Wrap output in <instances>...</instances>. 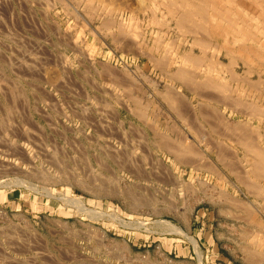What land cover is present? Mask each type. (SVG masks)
Here are the masks:
<instances>
[{
	"label": "rangeland",
	"instance_id": "1",
	"mask_svg": "<svg viewBox=\"0 0 264 264\" xmlns=\"http://www.w3.org/2000/svg\"><path fill=\"white\" fill-rule=\"evenodd\" d=\"M59 1L0 0V264H209L198 213L209 223L216 205L224 215L233 210L224 198L232 191L224 162L205 143H227L204 123L198 137L179 129L182 145L203 156L182 160L155 137H181L171 133L176 119L163 94L179 84L171 75L188 63L181 54L190 47L158 39V29L192 38L175 25L184 7L180 0H169L177 9L168 0H117L123 3L114 7ZM199 62L213 63L210 56ZM188 73L197 81L209 76ZM190 89L179 91L193 112L203 103L215 111L209 92L195 96ZM228 154L246 165L243 153ZM207 161L218 181L201 167ZM63 196L107 215L66 204ZM161 220L194 238L197 249L161 228Z\"/></svg>",
	"mask_w": 264,
	"mask_h": 264
},
{
	"label": "crops",
	"instance_id": "2",
	"mask_svg": "<svg viewBox=\"0 0 264 264\" xmlns=\"http://www.w3.org/2000/svg\"><path fill=\"white\" fill-rule=\"evenodd\" d=\"M195 3H197V0L194 1V4ZM223 3H224V6H223ZM221 5L223 6V7L221 6L222 11L227 12L229 10V11H231L230 14H233L232 16H235L236 13L241 12L240 13L241 14V22H239L240 23L239 26L244 25V27H246L245 24H248L249 28L248 27H246V28H248L249 31L248 32L244 31L243 28L241 30H239V28H237V27H236L237 28L236 29L235 27H232L227 20H225V19L222 20L221 18H216L213 15V17L209 19L207 24L215 25V27L218 26V28L216 27L218 29V31H216L217 29L214 30V32L215 31L216 32L212 33L211 36L206 37L207 35H204L206 33H203V35L201 33L200 36H198L200 33L194 34V36L192 38H190L187 35L183 36L180 33H178L175 36H172V35L167 36L169 29H166L163 26L161 30H159L160 28L158 29V31H161V32H159L160 34H159L158 39L175 41L174 45L178 46L179 48H181L183 46L184 47L189 46L190 48L186 47L187 51L185 50L186 52H182L181 55L190 57L193 54V55H195V58H194L195 60L200 59L202 56H210L213 63L204 64V63L198 62V64L195 63L196 65L193 63H186V65H183V67L182 66H181V68L179 67L177 69V71L178 70L181 71V69L183 71V68H184V70H185L184 72H186V74H187V70H188V72L189 71H195V72L207 71V72H209L208 78L205 79L204 81H197L195 78H193L194 82L192 84L190 83V86L191 87L193 86L192 91H190V92H192L195 96H202V95L207 94V92H209V96L211 98L209 97V99H206V101H208L211 104L212 103L217 104V108H215V116L216 115L217 116L216 117L211 116L212 121L214 123H217V121H215L214 118H216V120H217V118H219L218 116L223 114L221 117H222V120H224L225 122L221 121V117L219 120V122H221V124L218 123L215 125L212 122L213 125L216 126L215 127L216 132H215V131H213L215 129H214V126H212V123L210 124L211 126H209V123L211 120L209 121L208 119H210L211 117H209V118L207 117L208 118L207 119L208 123H207L206 121H204V118H203L202 113H201L202 112L201 110L205 109V107L208 105V103H203L205 107L203 105L202 106L204 108L202 106H199L198 111L193 112L191 110V108H189V106L191 104H187L186 102H184L185 101L184 97H186V96L183 95L181 93V91H179V88H181V87L190 88V86L187 85L186 81L184 82V80H181L180 76H178V78H177V75H175L177 73V71H175V73L171 75V79L173 81H177L179 84L174 83V84L166 85V87L164 89L163 98L166 100V102L167 101L169 102L168 106L170 108V112L172 113V116L174 117V119H176L177 126H174L172 123L173 127H171L172 130H173V128H175L172 131L174 135L182 136L178 132L180 131L179 129H184L188 133L187 134L188 136H190V135H192L194 137L201 136L202 135L201 123H204L209 129V135L210 136H217L218 138L222 136L221 138L225 140L226 136L223 137V135L226 134L228 136L229 134H231V136L229 135L225 141H226L227 145H229V146L232 145L233 147H229L225 143H222V145L221 144H218V145H221L223 152H224V150L225 151L227 150V151H231V152L233 151V152L243 153L242 157L244 158V161L246 162V165L241 166L238 163V160L235 159V160H233L234 162H232V161L231 162L234 164H235V162H237V163L235 165L234 164L230 165L232 163L230 162L229 159H227L225 161V163H227L229 161L230 164H228L229 162L227 164L230 167L227 164L223 163L224 168H226L225 169L226 172L229 174V180L226 181V183L228 185H232L231 186V190H232L231 194L230 195L228 194L229 196L228 197L225 196L224 198L231 201V203H230L231 206L227 205V207L232 208V210H233L232 213H230V215H229V213H227V215H224L222 213H218V205H216V208H217L216 213L214 214L212 211L209 213V223H207L205 221L207 218L206 216H208L207 213H205V212H199L198 213V221H199V226H200L199 230L197 231L198 235H199L198 239L200 241V246L203 245V242H202L203 240L205 241V244H207L209 246V249H210L209 250V255H210L209 264H264V233H263L264 232V211H262V209L264 210V176L255 177L254 175H252V173H250L251 172V170H250L251 164L250 163L254 159L253 155L251 156L249 154L250 152L248 153L247 152L248 150L246 151L247 146H244L243 145L244 143L242 144L243 146H240L241 143L239 144V141H236V143L238 142L237 144H239V145H237L234 142L236 139L233 141L234 137L237 138V136L240 135V134H237V132L243 133V131L244 132L246 131L245 132L246 135L244 134L245 136H244L243 140H241V138L243 137L242 134L240 135L242 137L238 136L237 140L240 139L241 142L245 141V144H246L247 141L245 140V137L246 136L250 137V138H252L251 141H254L253 144L255 145V147L256 146L258 147L256 151L261 150L264 152V149L261 147L260 139H259L260 135L264 131V114L262 115V113H264V0H222ZM250 16H252V17L250 18ZM244 20H246V22H243ZM184 30H185V32L188 31L187 28H185ZM251 34L252 35L254 34V35L252 36ZM186 38H189L190 40L186 39ZM200 41L203 42V45ZM206 42H208L207 43L208 46H207ZM199 43H201V44H199ZM204 43L206 44V47L204 46ZM196 48L199 49V54H194V50H196ZM250 48L252 51L250 50ZM196 55H198L199 58ZM247 70H248V72H247ZM232 78H234V80ZM241 78L243 80H241ZM257 80H259V81H257ZM205 81H207L208 84ZM195 82L197 84L194 87ZM222 82H225L227 85H225V83L223 84ZM248 83L250 84V86ZM209 84H211V85L214 84V86L217 84V85H219V88L217 85L215 87L213 86L214 90L212 89L213 87L211 85L209 86L210 89H209V87L206 89L200 88V86L206 87ZM220 86H222L224 88H221ZM234 87H236V88H234ZM193 88H196V89L194 90ZM215 88H217V89H215ZM197 89L199 90L198 91L199 93L202 90L200 94L197 92ZM171 91L174 95L171 93ZM211 91H212V94L210 93ZM216 93H218L219 95ZM178 94L180 95V97ZM213 94H216V95H213ZM220 94H221V96H220ZM175 95L176 96L178 95L177 96L178 98L183 99V101L181 100L184 104V105H181V107L183 109V110L181 109L182 113L180 111L176 112V110L174 109L175 106L173 107L172 104L170 103L169 99H171L172 97H176ZM169 97H171V98H169ZM220 98H222L224 104ZM230 99H231V101H230ZM179 101H180V99H179ZM241 101H242V103H241ZM242 104L244 107L242 106ZM229 105H231V107ZM247 105L250 108L249 107H247L248 109L245 108V106H247ZM253 105H254V107H252ZM236 106L238 107V109ZM184 107H186V108H184ZM200 107H201V109H200ZM241 107H243V108H241ZM207 108H208V106L206 107V109ZM252 108H253V110H252ZM206 109H205V111L204 110L203 111L207 112V113L209 111H211L210 109L209 110L207 109L208 111ZM245 109H246V111H245ZM250 109H251V111H250ZM254 109L256 112H253ZM258 109H259V111H258ZM260 109H261L262 113H261ZM185 112H188V113H185ZM211 112L214 113L213 111H211ZM191 113H193V114H191ZM181 114H183L182 116L185 115L186 118L185 119H184V117L181 118V116H180ZM141 117H144V116H141ZM186 119H188V121H186ZM145 121H146V119H145ZM186 122L189 124H187ZM197 124H198V126H196ZM231 124H232V126H231ZM143 125H145V124H143ZM218 125H224V126L219 127ZM225 125L227 126L226 128H224ZM231 128H233V131L231 130ZM234 128H237L240 131H237V129H234ZM221 129H224V131L226 130L227 132H229V134L224 132ZM217 130L219 132L221 131L220 133H222V132H224V133L220 134L219 132H217ZM234 130H236L237 132H235ZM247 137H246V139L250 140V138H247ZM179 140H181V138ZM206 143H205V145H206ZM208 143L206 145L207 150L208 151L214 150V152H216V150H217L216 145L217 144L216 143L211 144L210 142H208ZM210 145H211V149H209ZM223 145H225V148ZM221 148H218V150ZM261 151H259V152H261ZM226 153H228V152H226ZM204 163H206V162H204ZM238 164H239V166L236 167ZM225 165H227V166H225ZM206 166H207V168H206ZM206 166L204 167V164H203L202 168L203 169L206 168L208 170L210 168L208 173L211 175V177L215 178L216 181H218L219 176L217 175V173L214 172L215 171V170H213L214 167H212L211 165H208V162H207ZM208 166H211V167H208ZM245 169H247L246 172H245ZM237 172H239V173H237ZM260 173H262V172H260ZM260 175H262V174H260ZM239 178H241V179H239ZM242 178H243V180H242ZM237 179L240 180V182H238ZM241 181H242V183H241ZM252 182H253V184H252ZM250 184H252L253 186L251 185V187H250ZM246 187H248V189ZM257 189H258V191H257ZM238 193H241L242 197L239 196ZM258 195L260 198L258 197ZM242 198H244L248 202V204L247 203L244 204L241 200ZM233 204H235L236 206ZM238 204H240V205H238ZM242 205H243V207H242ZM237 206H240V207L238 208ZM248 206L250 207V209H249L250 212L246 211L247 208H249ZM243 219H245V220H243ZM202 238H203V240H202ZM254 251H256V252H254Z\"/></svg>",
	"mask_w": 264,
	"mask_h": 264
},
{
	"label": "bare ground",
	"instance_id": "3",
	"mask_svg": "<svg viewBox=\"0 0 264 264\" xmlns=\"http://www.w3.org/2000/svg\"><path fill=\"white\" fill-rule=\"evenodd\" d=\"M61 1L63 2V0H60L59 2L61 3ZM96 1H98L99 2V4L100 3H102V5L104 4V7L105 6H112V7H114L115 6V4L117 3V0H96ZM119 1H121V0H119ZM119 1H118V3L117 4H119ZM138 1H140V0H138ZM143 1V0H142ZM147 1V0H146ZM173 1V0H172ZM149 2V1H148ZM165 2V1H164ZM168 2H170L169 0H168ZM193 2V1H192ZM64 3V2H63ZM123 3V2H122ZM122 3H120V4H122ZM141 3V2H140ZM142 3H144V2H142ZM172 3H174V2H172ZM171 2L169 3V5L172 7L173 6V4H172ZM176 3V2H175ZM180 4H181V8H183L182 9V12L181 13H179L178 14V18H177V21H176V26H178V28H180V29H185V28H187L188 29V31L187 32H190V33H192L193 35L194 34H198V33H200V35H201V33H202V35H203V33H206V34H204V35H207L206 37H208V36H211V34L212 33H215L216 31H218V26H216L215 27V25H209V24H207L208 23V21H209V19L210 18H212L213 17V15H214V17H216V18H221L222 20L223 19H225V20H227L229 23H230V25L232 26V27H237V28H239V30H241L242 28H243V30L244 31H249V26H248V24H245V26L246 27H248V28H246V27H244V25H241V26H239V22H241V12L239 13H236L235 14V16H232L233 14H230V12L231 11H227V12H223L222 11V7L224 6V3H223V6L221 5V3H222V0H197V3H195V4H192V3H190V1L189 0H180V2H179ZM119 4V5H120ZM168 4V3H167ZM172 4V5H171ZM64 5V4H63ZM142 4H140V6H141ZM168 5V6H169ZM177 6H178V4H176ZM227 5V4H226ZM169 6V7H170ZM187 6H189V7H191V8H189V9H191V11H189V9H187L186 7ZM222 6V7H221ZM258 6V5H257ZM126 7V6H125ZM142 7V6H141ZM174 7V6H173ZM179 7V8H180ZM174 8H176L177 9V7L175 6ZM178 8V9H179ZM225 8V7H224ZM229 9V8H228ZM172 10V9H171ZM226 10V9H225ZM174 12L176 13V11L174 10ZM174 12H171L172 14L174 13ZM213 12V13H212ZM233 12V11H232ZM236 12V11H235ZM152 13V12H151ZM154 14H155V12H153ZM254 15V14H253ZM107 16H109V15H107ZM151 16H153V15H151ZM197 17H198V19H197ZM252 16H250V18H251ZM153 18V17H152ZM151 19V18H150ZM154 20V19H153ZM151 22H152V20H151ZM243 22H246V20H244ZM120 24V23H119ZM157 24V23H156ZM203 24V25H202ZM117 25V24H116ZM123 25V24H122ZM138 25V24H137ZM175 26V27H176ZM103 27V26H102ZM104 28V27H103ZM136 28H137V26H136ZM236 28V29H237ZM139 29V28H138ZM217 29V30H216ZM214 30H216L215 32H214ZM252 35V34H251ZM254 35V34H253ZM252 35V36H253ZM123 36H124V34H123ZM199 36V35H198ZM122 37V36H121ZM255 37V36H254ZM122 40V39H121ZM115 41V40H114ZM201 42V41H200ZM205 42V41H204ZM135 43V42H134ZM171 43V42H170ZM169 43V44H170ZM202 43V45H203V42H201ZM201 43H199V44H201ZM208 42H206V44H207ZM206 44L204 43V46L206 47ZM135 45V44H134ZM201 45V46H202ZM207 46H208V44H207ZM151 49V48H150ZM206 49V48H205ZM209 49V48H208ZM250 50H251V48H250ZM249 51V50H248ZM252 51V50H251ZM250 52V51H249ZM147 55V54H146ZM153 58V57H152ZM150 59V58H149ZM154 59V58H153ZM163 59H166V58H163ZM160 60H162L161 58H160ZM182 60H184V61H187L188 63H190V62H192L193 64H198V62L200 61V59H196V61H195V59L194 58H190V57H188V56H183V59ZM210 60V59H209ZM235 60V59H234ZM151 61H152V59H151ZM155 61H157V60H155L154 59V62ZM162 61H164V63H165V61L166 60H162ZM195 61V62H194ZM158 62L159 63H161V61H159L158 60ZM158 62H156V64L158 63ZM153 63V62H152ZM159 63H158V67L160 66L159 65ZM155 64V63H154ZM155 64V65H156ZM162 64H163V62H162ZM195 64V65H196ZM210 66V65H209ZM220 66V65H219ZM223 66V65H222ZM160 67H163V65H161ZM221 67V66H220ZM105 68V67H104ZM156 68V67H155ZM181 68V67H180ZM211 68V67H210ZM223 68V67H222ZM229 69V68H228ZM241 69V68H240ZM162 70V69H161ZM160 70V71H161ZM233 70V69H232ZM106 71H109L110 72V70L109 69H107ZM106 71H104V73H107ZM177 71V70H176ZM185 70H184V68H183V71H182V69H181V71L180 70H178L177 71V73L175 74V75H177V78H178V76H180V79L181 80H184V82L186 81L187 82V85H189L190 86V83L192 84L194 81H193V76L192 75H189L190 73H188V70H187V74H186V72H184ZM108 72V73H109ZM164 72V71H163ZM190 72V71H189ZM193 72V71H192ZM247 72H248V70H247ZM246 72V73H247ZM111 73V72H110ZM175 72H173V74H174ZM244 73V72H243ZM192 74V73H191ZM222 74V73H221ZM248 74V73H247ZM174 75V76H175ZM238 76V75H237ZM118 77V76H117ZM215 77V76H214ZM116 78V77H115ZM119 78V77H118ZM208 78V77H207ZM229 78V77H228ZM231 78V77H230ZM235 78V77H234ZM234 78H232L233 80H234ZM113 79V78H112ZM121 79H122V77H121ZM211 79V78H210ZM116 80V79H115ZM195 80V79H194ZM241 80H243L242 78H241ZM124 81V80H123ZM204 81V80H203ZM246 81V80H245ZM257 81H259V80H257ZM256 81V82H257ZM118 82V81H117ZM205 82H207V81H205ZM210 82V81H209ZM263 82V81H262ZM119 83H122V82H119ZM189 83V84H188ZM250 83V82H249ZM248 83V84H249ZM258 83V82H257ZM132 84V83H131ZM186 84V83H185ZM197 83L195 82V84H194V87H195V85H196ZM207 84H208V82H207ZM259 84V83H258ZM257 84V85H258ZM119 85V84H118ZM122 85V84H121ZM211 84H209V85H207L206 87H201L200 86V88L202 89V88H204V89H206V88H208L209 86H210ZM217 85V84H216ZM215 85V86H216ZM222 85V84H221ZM125 86V85H124ZM212 87L214 86V84L213 85H211ZM214 86V87H215ZM218 86V88H219V85H217ZM249 86H250V84H249ZM252 86V85H251ZM254 86V85H253ZM127 87V86H126ZM126 87H124V88H126ZM193 87V86H192ZM211 87V88H212ZM214 87L212 88L213 90H214ZM221 88H224V87H222V86H220ZM237 87V86H236ZM236 87H234V88H236ZM255 87V86H254ZM129 88V87H128ZM134 88V87H133ZM190 88H191V86H190ZM199 88V89H200ZM259 88V87H258ZM189 89V88H188ZM194 90L196 89V88H193ZM209 89H210V87H209ZM211 89V90H212ZM215 89H217V88H215ZM256 89V88H255ZM190 90H192V89H190ZM212 90V91H213ZM219 90V89H218ZM173 91V90H172ZM172 91H171V93H172ZM199 90L197 89V92H198ZM202 91V90H201ZM201 91H200V93H201ZM212 91L210 92L211 94H212ZM220 91V90H219ZM223 91V90H222ZM205 92V91H204ZM217 92V91H216ZM175 93V92H174ZM199 93V92H198ZM199 93V94H200ZM224 93V92H223ZM173 94V93H172ZM216 94H218V93H216ZM216 94H213V95H216ZM174 95V94H173ZM179 95V94H178ZM177 95V96H178ZM219 95V94H218ZM217 95V96H218ZM226 95V94H225ZM176 96V95H175ZM176 96V97H177ZM220 96H221V94H220ZM219 96V97H220ZM224 96V95H223ZM172 97V96H171ZM171 97H169V98H171ZM176 97H172L171 99H169L170 100V103L172 104V106L174 107V109L176 110V112H181L183 109H182V107H181V105H184L183 104V99H181V98H176ZM179 97H180V95H179ZM218 97V98H219ZM207 98V97H206ZM205 98V99H206ZM214 98V97H213ZM130 99V98H129ZM179 99H180V101H179ZM217 99V98H216ZM221 100H222V98H220ZM225 99V98H224ZM232 99V98H231ZM231 99H230V101H231ZM135 100V99H134ZM139 100V99H138ZM220 100V101H221ZM229 100V99H228ZM218 101V100H217ZM226 101V100H225ZM234 101V100H233ZM232 101V102H233ZM236 101V100H235ZM136 103L138 102V103H140L139 101H137V99H136V101H135ZM184 102H186V101H184ZM219 102V101H218ZM222 102H223V100H222ZM231 102V103H232ZM240 102V101H239ZM167 103L169 104V102L167 101ZM187 103V102H186ZM185 103V104H186ZM226 103V102H225ZM229 103V102H228ZM235 103V102H234ZM233 103V104H234ZM241 103H242V101H241ZM223 104H224V102H223ZM253 104V103H252ZM148 105V104H147ZM227 105V104H226ZM241 105V104H240ZM239 105V106H240ZM251 105V104H250ZM204 106V105H203ZM202 106V107H203ZM228 106V105H227ZM230 107H231V105H229ZM242 106H243V104H242ZM142 107V106H141ZM205 107V106H204ZM203 107V108H204ZM207 107V106H206ZM206 107H205V109H206ZM237 107V106H236ZM244 107V106H243ZM243 107H241V108H243ZM247 107H249L248 105L247 106H245V108H247ZM252 107H254V105L252 106ZM148 108V107H147ZM184 108H186V107H184ZM188 108V107H187ZM189 108H190V106H189ZM213 108V107H212ZM235 108V107H234ZM250 108V107H249ZM182 109V110H181ZM200 109H201V107H200ZM205 109H202L201 111V113H202V116H203V118H204V121H206L207 123H208V120L210 121V123H209V126H211L210 124L213 122L212 121V117L214 116V117H216L215 116V111H213L214 113H212L211 111H209L208 113L207 112H204L205 111ZM208 110H209V108H207ZM206 109V110H207ZM236 109V108H235ZM237 109H238V107H237ZM248 109V108H247ZM133 110H134V108H133ZM136 110H137V115H139V116H144L145 115V109H143V108H136ZM185 110V109H184ZM187 110V109H186ZM204 110V111H203ZM207 110V111H208ZM242 110V109H241ZM244 110V109H243ZM252 110H253V108H252ZM263 110V109H262ZM240 111V110H239ZM245 111H246V109H245ZM250 111H251V109H250ZM249 111V112H250ZM258 111H259V109H258ZM260 111H261V109H260ZM136 112V111H135ZM134 112V113H135ZM184 112V111H183ZM241 112V111H240ZM253 112H256L255 111V109H254V111ZM252 112V113H253ZM182 113V112H181ZM185 113H188V112H185ZM218 113V112H217ZM261 113H262V111H261ZM179 114V113H178ZM177 114V115H178ZM191 114H193V113H191ZM190 114V115H191ZM200 114V113H199ZM219 114V113H218ZM248 114V113H247ZM264 113H262V115H263ZM183 114H181L180 116H181V118L182 117H184V119L186 118L185 117V115L184 116H182ZM220 115V114H219ZM223 115V114H222ZM222 115H220V116H218L219 118H217V120H216V118H214L215 119V121H217V123H214L215 125L216 124H221V122H219V120H220V117L222 116ZM200 116V115H199ZM212 116V117H211ZM209 117H211L210 119H208ZM208 119V120H207ZM192 120V119H191ZM183 121V120H182ZM186 121H188V119H186ZM221 121H224V120H222V117H221ZM225 122V121H224ZM187 123V122H186ZM196 123V122H195ZM194 123V124H195ZM213 123H212V126H214L213 125ZM237 123V122H236ZM240 123V122H239ZM187 124H189V123H187ZM199 124V123H198ZM198 124L196 125V126H198ZM208 125V124H207ZM239 125V124H238ZM219 127H221V126H224V125H218ZM217 126V127H218ZM231 126H232V124H231ZM216 126H214V129L215 130H213V131H215L216 132V128H215ZM218 127V128H219ZM227 126L225 125V127L224 128H226ZM211 128V127H210ZM217 128V129H218ZM223 128V127H222ZM238 128V127H237ZM237 128H234V129H237ZM240 128V127H239ZM175 128H173V130H174ZM228 129V128H227ZM196 130V129H195ZM221 130H223L224 131V129H221ZM231 130L233 131V128H231ZM235 132H237V131H240V130H238L237 129V131L236 130H234ZM248 131V130H247ZM170 132V131H169ZM195 132V131H194ZM217 132H219L218 130H217ZM221 132V131H220ZM219 132V133H220ZM224 132H226V133H228L229 134V132H227L226 130L224 131ZM224 132H222V133H220V134H223ZM246 132V131H245ZM245 132L243 131V133H238L237 132V134H242L243 135V137L242 136H240V135H238L239 137H242L241 138V140H243V138H244V136L246 135L245 134ZM250 132V131H249ZM171 133H172V131H171ZM202 133V132H201ZM218 133V134H219ZM215 134V133H214ZM219 134V135H220ZM236 134V133H235ZM236 134V135H237ZM245 134V135H244ZM164 134H156L155 135V137H156V139H157V143H158V147L161 145L162 146V148L164 149V150H166L165 149V147L169 150L168 152H170V153H174L175 155H177V156H180L179 158H182V160H183V158H186V156L187 155H190L191 156V158H193L192 157V155L194 154V157H199L200 155H198L197 154V152H196V149H194L193 147H192V145L190 144H186V145H182V143H183V139H182V136L180 137L181 138V140H178V142H175V141H168L167 139L165 140V138H164V136H163ZM230 136H231V134H229ZM228 135V136H229ZM179 136V135H178ZM221 136V135H220ZM226 136V138L228 137L226 134H224L223 135V137H225ZM238 136H237V138L236 137H234L233 138V141L236 143V141H239V144H240V146H247V148H246V151L252 156L253 155V157H254V159L252 160V162L250 163L251 164V172L250 173H252V175H254L255 177H258V176H264V152L263 151H261V150H258V151H256L257 150V146L255 147V145L253 144V142L254 141H251V139L252 138H250V137H247V138H250V140L249 139H246V137H245V140L247 141V143L245 144V141H242L241 142V140L239 139V140H237L238 139ZM262 136V135H261ZM222 137V136H221ZM178 138V137H177ZM179 138V139H180ZM207 138V137H206ZM226 138H225V140H226ZM231 138V137H230ZM232 139V138H231ZM170 140V139H169ZM254 140V139H253ZM155 141V140H154ZM206 141V140H205ZM207 142V141H206ZM211 142H213V141H211ZM208 143V142H207ZM207 143H206V145H207ZM238 143V142H237ZM236 143V144H237ZM244 143V144H243ZM209 144V143H208ZM239 144H237V145H239ZM243 144V145H242ZM214 145V144H213ZM216 145V144H215ZM222 145V144H221ZM221 145H216V152H215V154H216V156H217V158L220 160V161H223L224 163H225V161L227 160V159H229L230 160V162L232 161V162H234L233 160H235V159H233L234 158V155L232 154L231 156H229L230 154H228V153H226V152H228L227 150L225 151L224 150V152L222 151V148H221ZM227 145V144H226ZM224 146V148H225V145H223ZM209 148V147H208ZM218 148H221V149H219L218 150ZM209 149H211V145H210V148ZM228 149V148H227ZM230 150V149H229ZM259 151H261V152H259ZM213 152H214V150H213ZM230 152V151H229ZM233 152V151H232ZM231 152V153H232ZM167 153V152H166ZM184 155H186V156H184ZM198 155V156H197ZM201 157V156H200ZM200 157L198 158V159H200ZM203 157V156H202ZM201 157V158H202ZM116 158V157H115ZM178 157H177V159H179ZM236 158V157H235ZM186 159H188V158H186ZM198 159H197V161H198ZM182 160H180V161H182ZM185 160V159H184ZM203 160V159H202ZM218 160V161H219ZM237 160V159H236ZM189 161V160H188ZM192 161H194V162H196L195 160H193L192 159ZM112 162V161H111ZM116 162V161H115ZM178 162V161H177ZM184 162V161H183ZM182 162V163H183ZM208 162V161H207ZM222 162V163H223ZM229 162V161H228ZM230 162L228 163V164H230ZM231 162V163H232ZM238 162H240V161H238ZM200 163V162H199ZM204 163V162H203ZM237 162H235V164H236ZM225 164H227V163H225ZM227 164V165H228ZM234 163H232V164H230V165H233ZM234 164V165H235ZM116 165V164H115ZM123 165V164H122ZM193 165V164H192ZM201 165V164H200ZM208 165H209V163H208ZM227 165H225V166H227ZM224 166V165H223ZM222 166V167H223ZM229 166V165H228ZM239 166V164L236 166V167H238ZM119 167H121V166H119ZM195 167V166H194ZM202 167V166H201ZM204 167H205V163H204ZM208 167H211V166H208ZM230 167V166H229ZM117 168H118V166H117ZM206 168H207V166H206ZM130 169V168H129ZM128 169V171H131V170H129ZM224 169V168H223ZM234 169V168H233ZM237 169V168H236ZM243 169V168H242ZM124 170H127V169H124ZM209 170H210V168H209ZM212 170V169H211ZM213 170H215V168H213ZM235 170V169H234ZM233 171V170H232ZM237 171V170H236ZM239 171V170H238ZM133 172V171H132ZM131 172V173H132ZM260 172H262V173H260ZM129 173V172H128ZM137 173V172H136ZM135 173V174H136ZM213 173V172H212ZM219 173V172H218ZM237 173H239V172H237ZM244 173V172H243ZM134 174V175H135ZM139 174H140V171H139ZM233 174V173H232ZM241 174V173H240ZM260 174H262V175H260ZM141 175V174H140ZM234 175V174H233ZM236 175V174H235ZM240 176V175H239ZM242 176V175H241ZM136 177V176H135ZM238 177V176H237ZM245 178V177H244ZM139 179H140V177H139ZM142 179V178H141ZM239 179H241V178H239ZM238 180V179H237ZM242 180H243V178H242ZM27 182V181H26ZM238 182H240V180H238ZM247 182V181H246ZM10 183V182H9ZM164 183V182H163ZM241 183H242V181H241ZM19 184V183H18ZM252 184H253V182H252ZM252 184H250V187H251V185ZM21 185V184H20ZM248 185V184H247ZM253 186V185H252ZM257 186V185H256ZM255 186V187H256ZM28 188V187H27ZM30 188V187H29ZM236 188V187H235ZM247 189H248V187H246ZM258 188V187H257ZM250 190V189H249ZM255 191V190H254ZM257 191H258V189H257ZM116 193V192H115ZM259 193V192H258ZM257 193V194H258ZM249 194V193H248ZM126 197V196H125ZM258 197H259V195H258ZM63 200H65L66 201V204L67 203H69V204H72V205H76L78 208H80L81 210H83V211H85V212H87V213H90V214H93V215H95V216H97V217H101V216H104V215H107V214H105V213H103V212H101V211H95V210H90V209H88V208H86L85 207V204L82 202V200L81 199H79V198H73V197H70V196H63V197H61ZM209 198V197H208ZM260 198V197H259ZM132 200V199H131ZM232 200V199H231ZM234 203V202H233ZM233 205H235V204H233ZM238 205H240V204H238ZM231 206V205H230ZM236 206V205H235ZM234 206V207H235ZM238 208L240 207V206H237ZM242 207H243V205H242ZM249 207V206H248ZM237 209V208H236ZM249 209H250V207L249 208H247V210L246 211H248V212H250L249 211ZM244 210V209H243ZM242 210V211H243ZM245 211V210H244ZM262 211H264L263 209H262ZM84 212V213H85ZM228 212V211H227ZM92 215V216H93ZM113 216V215H112ZM249 216V215H248ZM237 218V217H236ZM244 218V217H243ZM246 218V217H245ZM114 220V219H113ZM118 220V219H117ZM243 220H245V219H243ZM248 220V219H247ZM121 221V220H120ZM119 222V221H118ZM124 223V222H123ZM139 224H143V223H139ZM158 225L161 227V228H164L165 230H168V231H171V232H175V233H178V234H181V235H184L185 237H187L191 242H192V244L194 245V247L197 249V242H196V240L194 239V238H192V237H190V236H188V235H186L181 229H179L177 226H175V224H173V223H170L169 221H167V220H161V221H159L158 222ZM143 226V225H142ZM263 227V226H262ZM243 228V227H242ZM251 229V228H250ZM262 231V230H261ZM264 233V232H263ZM251 252V251H250ZM254 252H256V251H254Z\"/></svg>",
	"mask_w": 264,
	"mask_h": 264
}]
</instances>
